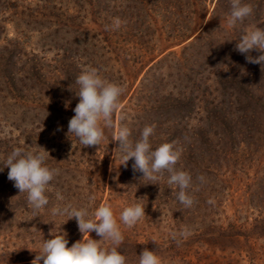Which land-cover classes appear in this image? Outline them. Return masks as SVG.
<instances>
[{"label":"rangeland","instance_id":"374dc122","mask_svg":"<svg viewBox=\"0 0 264 264\" xmlns=\"http://www.w3.org/2000/svg\"><path fill=\"white\" fill-rule=\"evenodd\" d=\"M95 1L0 0V71L9 60L11 83L21 80L17 83L21 97L12 99L11 87L0 75V264H31L42 251V238H54L58 230L67 233L68 247L87 239V234L79 232L75 218L67 215H55L47 222L32 217L35 223H27L25 207L20 209L23 192L7 178L9 169L4 165L13 143L18 142V137L21 144L30 141L25 138L33 109L44 111L43 103L36 106L33 102L39 99L36 93L40 92L28 61L35 59L46 67L50 80L58 75L56 87L60 88L56 92L61 103L54 107L49 103L46 117L50 114L52 124L57 123V129L64 127L67 133L68 122L75 114L73 109L80 100V86L71 85L69 72L66 82L65 64L68 63L74 80L85 67L94 66L108 81L131 82L130 91L125 89L120 97L121 107L114 114L113 127L104 129L105 140L98 146L84 147L74 137V143L65 141L62 149L66 152L58 153L59 162L47 164L59 170L46 191H57V209L71 203L92 211L109 203L124 235L118 250L126 256V264H139L145 248L154 250L163 264H264L263 65L248 63L239 52L236 57L241 38L256 26L264 29V0L257 20L246 17L241 30L243 21L229 26L227 10L216 11L217 0H158L144 18L149 26L143 21L138 28L132 17L136 11L129 8L131 0H110L114 16L107 15L105 20L98 18L92 5ZM160 1L172 5L165 16L164 10L156 9ZM243 3L251 5L249 0ZM117 17L126 22L119 28L114 27ZM203 29L208 31L202 32ZM230 54L234 56L229 57ZM249 54L261 55L256 50ZM230 76H234L233 81ZM189 86L194 97L190 116L174 121V129L164 135L159 134L154 140V134L150 136L153 150L161 145L156 143L158 140L166 142L168 133L180 137L172 140L182 150L177 167L193 177L192 186L186 191L194 203L185 207L175 197L177 187L168 183L167 172L150 180L133 170L134 159L123 164L115 134L120 124L131 130L130 122L141 126L146 121L143 111L150 105L139 100L140 94L170 93L183 99L179 91L189 96L185 89ZM131 96L133 103L138 100L145 106L132 105ZM221 119L234 129L222 128ZM52 124L46 122L48 128ZM164 125L170 126L166 122ZM48 128L42 127L38 134ZM53 131L46 133L54 135ZM229 132L235 145L228 142ZM140 135L131 142L138 141ZM53 149L58 152L57 146ZM51 153L50 159L55 161L56 152ZM60 162L69 164L61 167ZM201 175L205 177L203 183L197 180ZM135 203L145 204V217L127 228L120 221V214ZM10 208L16 213L23 211L19 219L14 218L15 211L10 216ZM48 213H53V209L47 208L44 215ZM185 229L188 235H180ZM89 238L102 239L95 232L89 233ZM102 244L111 247L110 241Z\"/></svg>","mask_w":264,"mask_h":264},{"label":"clouds","instance_id":"9594fccd","mask_svg":"<svg viewBox=\"0 0 264 264\" xmlns=\"http://www.w3.org/2000/svg\"><path fill=\"white\" fill-rule=\"evenodd\" d=\"M252 11V5L242 3V0H232L229 26L234 27L238 21L251 15ZM125 23L118 17L114 18L115 28ZM236 50L245 55L248 63L264 65V29L256 26L249 31L236 45ZM253 50L261 55L251 56L249 53ZM76 83L80 86L77 94L80 100L73 109L74 116L68 122V133L84 147L98 146L106 139L104 129L113 127V117L121 107L120 97L125 92V87L104 79L100 69L94 66L85 67ZM123 119L121 115L120 120ZM155 127L154 124L145 126L140 139L133 144L129 140L130 129L123 124L117 126L115 141L120 144L123 164L126 165L129 160L134 159L133 170L142 172L150 180H157L167 172L168 183L179 189L178 202L185 207H191L194 198L186 190L192 186L193 177L190 172L177 167L182 150L176 147L175 142L162 143L153 150L150 136L154 134ZM29 147L26 145L14 148L8 154L4 167L9 169L8 180L15 182L14 186L20 193H27L28 204L35 216L48 205L49 199L45 193L59 170L47 165L46 161L50 159L48 151L42 147H37L39 151L27 150ZM0 171H3V167H0ZM197 180L203 183L205 177L198 176ZM59 198L63 199V196ZM53 214L75 218L79 232L82 235L87 234V239L83 238L68 247L67 233L58 230L54 238H42V251L36 254L31 264H41V261L42 264H126V256L118 250L124 241V235L109 203H104L92 211L87 207L77 208L69 203L62 208H54ZM144 217L145 204L135 203L123 209L120 221L125 227L132 228ZM91 232H95L102 239L97 241L89 238ZM180 235L187 236V229ZM104 240L110 241L111 247H104ZM139 264L163 262L154 250L145 248L139 256Z\"/></svg>","mask_w":264,"mask_h":264},{"label":"trees","instance_id":"16d2710c","mask_svg":"<svg viewBox=\"0 0 264 264\" xmlns=\"http://www.w3.org/2000/svg\"><path fill=\"white\" fill-rule=\"evenodd\" d=\"M158 0H131V4L129 6L130 10H135L136 13H134V15L132 16L135 22V26L136 28H138V26L140 27L144 22L146 24V26H149V23L144 21V18L147 16L148 11L151 10V7L155 6V2ZM218 1V6H216V11L220 8V10H227V14L226 16L229 14L230 15V11H231V2L232 0H217ZM251 1V5L253 7V11L252 14L248 16V18H254L256 21L257 20V13L259 12L261 5L263 3V0H249ZM91 2V1H90ZM245 2V0L242 1V3ZM94 8H96V14L98 16V18H102L103 20H105L106 16L109 15L110 18H113V13L110 7V0H96L95 3L92 4ZM115 8V7H114ZM159 11L160 10H164L163 12V16L167 15L168 11L167 9H172V5L171 3H165L164 1H160V7L156 8ZM216 13V12H215ZM114 14H116V11L114 10ZM251 16V17H250ZM253 16V17H252ZM124 18L127 19V15L123 16ZM148 18H151V16H149ZM144 21V22H143ZM247 21H245V19L243 20V22H241V26L239 28V30H241L243 28V26L246 24ZM108 27H110L111 25H107ZM188 27L191 28L190 24L187 25ZM111 28V27H110ZM192 29V28H191ZM111 30H107V32L110 33ZM208 30L203 29L202 32H207ZM236 57H238V51H236ZM244 54H241L240 57L242 58ZM234 56L233 54H230L229 57ZM69 55H67V59H68ZM235 59V57H234ZM29 64V68H30V74L32 73L34 76V82H37V86H38V91L40 92V94L36 93V96L39 97V99H37L36 101V106H41L39 105L40 103H43L42 105V109H44V111L42 112V110L40 108L37 107V109H33V117L30 119V123L28 124V127H30L28 129V131H26L28 134L26 135V140H30V141H23L22 144L19 143V140L21 138L18 137L16 143H13L12 145V150L16 147H25L26 145L30 146L27 150H35V151H39V149L37 147H42L44 148L46 151H48L49 156L52 155L51 152H56V160L52 161L51 159H48L46 162L51 163L53 162L54 164H56V162H59V156L58 153L63 154L64 152H66L65 150H63L62 148L65 147L66 143L65 141H68L69 144L74 143L75 142V138L74 136H69L67 133V129H64V127H61V129H57V123L56 125L52 124V120H50L51 115L49 114L48 117L47 116V107L49 105V103L51 104L52 107H54L57 103H61V97L58 95V93L56 92L57 88L60 87H56L58 82V75L54 76V80H50L47 73V69L45 66H43V63L38 62L36 59L34 61H28ZM68 64V63H67ZM65 64L63 66V74L65 76L66 82H67V74L68 72L71 74L72 77H70L71 79V85L75 86L76 83V79L74 78V75L72 74V72H70L69 70V66ZM61 65V64H60ZM10 66V61L7 60L6 63L2 64V69L0 71V75L2 76L3 79H5L6 81V85L9 87H11V94H12V99H17L21 97L20 94V88L17 86V83H21V80L17 79L16 83H11V81L13 80V73L10 72L12 70L11 66ZM262 76L264 77V65L262 67ZM231 81L234 80V76H230ZM10 84H12V86H10ZM131 82H127V81H123L120 85L124 86L125 89H127V91H130V85ZM5 85V86H6ZM78 85V84H77ZM185 89H188V94L190 93L189 96H186V93L183 94L184 91H179L182 92L180 95L183 96L184 98L181 99L180 97H174L172 94H167L165 96L162 95H158L156 93L153 94H147L146 96L142 93L140 94L139 100L142 101V99L144 101H146V105H150V107H146L142 102L137 101V103H133L134 100V96H131V104L132 105H139L137 107L140 106H145V110L143 111L144 114H146V121H144L143 123H140L141 126L136 125V123L134 122H130L132 129L130 130L131 132V136L132 139H129L130 141L134 142L135 138L138 136V134L141 133L142 129L145 126L148 125H155V132H154V136L151 137L153 140L156 139L155 136L160 135H164L165 133H167L168 131L172 129H174L175 125H174V121H181V120H185L188 116H190V106H192V104H194V97H192L191 95V91H190V86L186 87ZM184 89V90H185ZM37 91V92H38ZM49 98L48 102H46V98ZM35 98V97H34ZM55 101V102H54ZM142 103V105H141ZM264 105V103H263ZM35 112V114H34ZM212 116L215 115V113L211 114ZM50 122L52 125L51 127L48 128V126H46V122ZM24 122V121H22ZM168 123L170 126H165L164 123ZM62 124V123H61ZM60 124V125H61ZM147 124V125H146ZM220 125L222 126V128H229V129H234L231 125H228V123L226 124V122H222V119L220 120ZM63 126V125H62ZM42 127H47L48 130L47 131H53L54 135H50L47 134L45 132L38 134L40 132V130L43 131ZM232 127V128H231ZM163 128V129H162ZM137 130V131H135ZM160 130H163L161 132H159ZM66 131V133H65ZM46 133V134H45ZM156 133V135H155ZM230 133H228V142L231 145H235L234 143V139L230 137ZM65 134V135H63ZM182 137V136H181ZM167 138V139H166ZM166 142H172V140H179L180 137L177 135H174L173 133H168V135H166V137L164 138ZM23 140V138H22ZM201 141L202 138L198 139ZM195 141V140H194ZM190 142V141H189ZM192 142V141H191ZM156 143H165L164 141L162 142L161 140H158V142ZM200 144L202 145V142H200ZM47 145V146H44ZM189 145V144H188ZM54 146L58 147V152L56 151V149H53ZM60 149V150H59ZM190 151V150H189ZM68 152V151H67ZM67 156L68 153H66ZM74 158V157H73ZM71 158V159H73ZM66 161V160H64ZM70 164L72 163V160L69 159ZM69 162H60L61 167L65 166V164H69ZM58 166V165H57ZM64 171V169L62 168V172ZM164 183V182H163ZM165 184V183H164ZM52 193H48L45 195L48 197L49 199V203L46 206V208L39 212L37 215H33V210L30 207V205L28 204L27 198L25 197V192L22 193V199L21 203H20V209L25 207V211L27 213V217L29 220H25L27 221V223H35L32 220V217H38V221L39 222H47L50 220V217L54 218L55 214L53 213H48L47 215H44L45 211L47 208H56L57 209V204L59 205L58 199H57V191H55L53 189V191H51ZM179 192V189L177 188L175 190V197H177ZM56 193V194H55ZM10 210V216L13 214V212L15 211V209H9ZM23 211L17 212L15 211V219L18 218V215H22ZM19 219V218H18ZM10 220V217H9ZM12 222H15V220L13 219ZM28 234H31L32 237L35 236V233L32 231H29ZM82 235V234H81ZM37 237V236H36ZM4 264H8V263H4Z\"/></svg>","mask_w":264,"mask_h":264}]
</instances>
